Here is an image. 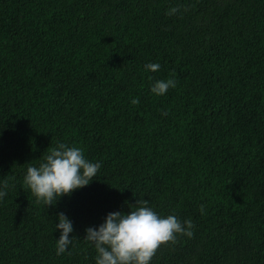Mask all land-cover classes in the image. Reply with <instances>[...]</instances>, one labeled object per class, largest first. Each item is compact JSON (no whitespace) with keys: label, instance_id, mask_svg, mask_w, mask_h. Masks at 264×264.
I'll return each instance as SVG.
<instances>
[{"label":"trees","instance_id":"obj_1","mask_svg":"<svg viewBox=\"0 0 264 264\" xmlns=\"http://www.w3.org/2000/svg\"><path fill=\"white\" fill-rule=\"evenodd\" d=\"M59 143L101 168L46 207L23 179ZM4 181L0 264H96L86 229L139 197L194 224L150 264H264V0H0Z\"/></svg>","mask_w":264,"mask_h":264},{"label":"clouds","instance_id":"obj_2","mask_svg":"<svg viewBox=\"0 0 264 264\" xmlns=\"http://www.w3.org/2000/svg\"><path fill=\"white\" fill-rule=\"evenodd\" d=\"M187 9L185 8V11ZM180 11V6L172 7L167 15ZM145 69L156 72L158 63H148ZM151 79V77H150ZM174 78L156 80L151 85V92L157 96L175 88ZM132 104H138L135 98ZM168 113L162 111V115ZM100 162H91L84 156L80 147L59 143L49 149L38 167L29 165L23 179V185L30 189L37 203L46 207L54 206L64 195H71L74 190L83 188L98 177ZM8 183L0 186V199L7 195ZM133 196L136 194L133 193ZM126 203H128L126 201ZM130 211H114L107 214L104 222L96 227H88L84 239L94 245L96 264H150L161 246L175 245L180 236L192 238L194 224L191 219L181 221L176 215L161 216L149 206L148 199L140 197L135 203H129ZM204 214L205 207L200 205ZM56 229L62 230L56 241V254L61 255L73 245V222L63 213L58 214ZM70 254V253H69Z\"/></svg>","mask_w":264,"mask_h":264}]
</instances>
